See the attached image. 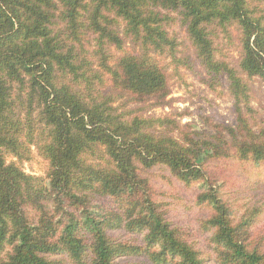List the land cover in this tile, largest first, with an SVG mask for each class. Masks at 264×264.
Here are the masks:
<instances>
[{"label": "trees", "instance_id": "trees-1", "mask_svg": "<svg viewBox=\"0 0 264 264\" xmlns=\"http://www.w3.org/2000/svg\"><path fill=\"white\" fill-rule=\"evenodd\" d=\"M181 69L224 80L231 124L138 113ZM256 79L264 0H0V264H264Z\"/></svg>", "mask_w": 264, "mask_h": 264}, {"label": "rangeland", "instance_id": "rangeland-1", "mask_svg": "<svg viewBox=\"0 0 264 264\" xmlns=\"http://www.w3.org/2000/svg\"><path fill=\"white\" fill-rule=\"evenodd\" d=\"M170 35L175 36L181 44L179 47L180 56L186 57L191 55L190 44L187 41L185 31L174 25L169 28ZM215 45L218 48V56L230 62H235L237 59V45L235 40L231 42L225 40L222 35L218 34L215 40ZM163 64L168 63V59L162 61ZM169 72H173L168 68ZM183 80H169L170 96L167 98L168 104L165 107H153L149 104L138 113H145L150 117H165L172 115L181 124H189L193 127L200 128L202 118H209L216 123L231 124L233 121L232 105L230 97L227 94V87L224 80L220 84L211 83L210 80H197L190 72L181 69ZM212 85V86H211ZM251 95L253 97L252 106L256 111L255 129L264 128V85L260 80H251ZM124 101H118L121 105ZM135 110L138 107H125ZM28 174L38 177H44L47 170V163L40 157L36 156L31 163L24 166ZM252 201H260L264 198L263 190L246 191L242 194Z\"/></svg>", "mask_w": 264, "mask_h": 264}]
</instances>
